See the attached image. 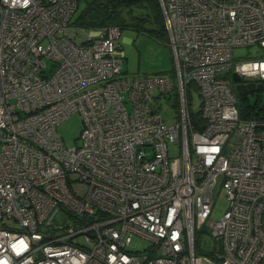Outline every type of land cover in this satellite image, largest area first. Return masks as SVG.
Segmentation results:
<instances>
[{
  "label": "built area",
  "instance_id": "2783aa9c",
  "mask_svg": "<svg viewBox=\"0 0 264 264\" xmlns=\"http://www.w3.org/2000/svg\"><path fill=\"white\" fill-rule=\"evenodd\" d=\"M159 2L175 80L123 76L120 28H77V0H0V264H264V105L241 117L230 82L264 81V50L233 57L264 48V0ZM74 112L66 147L56 128Z\"/></svg>",
  "mask_w": 264,
  "mask_h": 264
},
{
  "label": "rangeland",
  "instance_id": "374dc122",
  "mask_svg": "<svg viewBox=\"0 0 264 264\" xmlns=\"http://www.w3.org/2000/svg\"><path fill=\"white\" fill-rule=\"evenodd\" d=\"M83 7L80 3L78 11ZM119 42L124 53L122 61V75L131 78L134 75H164L171 80L176 78V64L172 48L164 36H152L142 34L138 31L124 27L120 29ZM264 48L258 44L249 46H236L233 48V57L235 60H242L253 56H258ZM231 87L235 91L239 82L230 78ZM176 86V84H175ZM191 98L193 110H198L200 99L198 90L191 86ZM254 96H250V102H253ZM156 105L162 116L163 121L168 124H174L178 121V111L174 105L173 96L157 95ZM260 105H264V90L259 95ZM83 126L82 118L78 112H74L64 119L56 128L57 134L62 139L66 147H71L80 142V132ZM174 153V152H172ZM227 199L224 189L220 184L214 190V200L209 214V219L218 220L227 208ZM207 245L213 244V239L207 233H203ZM150 244V241L140 237L133 236L129 249L143 250ZM200 244L197 240V245Z\"/></svg>",
  "mask_w": 264,
  "mask_h": 264
},
{
  "label": "trees",
  "instance_id": "16d2710c",
  "mask_svg": "<svg viewBox=\"0 0 264 264\" xmlns=\"http://www.w3.org/2000/svg\"><path fill=\"white\" fill-rule=\"evenodd\" d=\"M81 2L83 7L78 11ZM71 23L83 29L129 27L142 34L152 36L158 34L167 39L159 0H77V10L71 18ZM262 90H264V81L242 80L237 84L233 92L241 117H249L260 108L259 95ZM250 96H254L253 102H250ZM189 109L192 126L202 127L203 120L199 110H193L192 104ZM196 248L198 252L204 251L198 246Z\"/></svg>",
  "mask_w": 264,
  "mask_h": 264
},
{
  "label": "water",
  "instance_id": "95a60500",
  "mask_svg": "<svg viewBox=\"0 0 264 264\" xmlns=\"http://www.w3.org/2000/svg\"><path fill=\"white\" fill-rule=\"evenodd\" d=\"M231 79L235 82H240L241 81V78L240 76L236 73V72H232L231 74Z\"/></svg>",
  "mask_w": 264,
  "mask_h": 264
}]
</instances>
